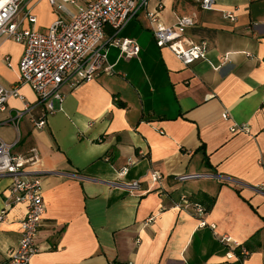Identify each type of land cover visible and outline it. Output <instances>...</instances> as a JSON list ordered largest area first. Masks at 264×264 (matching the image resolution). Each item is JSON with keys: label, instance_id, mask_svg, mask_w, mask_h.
Masks as SVG:
<instances>
[{"label": "crops", "instance_id": "0c3cea01", "mask_svg": "<svg viewBox=\"0 0 264 264\" xmlns=\"http://www.w3.org/2000/svg\"><path fill=\"white\" fill-rule=\"evenodd\" d=\"M29 9L37 22L26 19V28L45 31L58 16L49 0H24L20 17ZM231 9L236 20L224 15ZM182 15L196 16L187 35L208 42L206 60L184 65L159 47L140 12L120 32L139 42V56L119 58L110 46L113 72L64 85V103L55 100L45 127L34 125L45 108L29 83L19 86L24 98L0 110V136L20 137L14 151L33 157L29 176L41 178L46 210L30 264H264V0H216L211 10L164 0L162 23ZM24 52L0 36L1 84L19 81ZM17 110L25 111L19 127L7 122ZM236 123L251 132H232ZM153 171L162 179L153 181ZM10 182L0 178V212ZM183 196L214 199L205 226ZM25 212L14 204L0 220V262L19 243ZM237 245L248 251L241 262L229 257Z\"/></svg>", "mask_w": 264, "mask_h": 264}, {"label": "built area", "instance_id": "2783aa9c", "mask_svg": "<svg viewBox=\"0 0 264 264\" xmlns=\"http://www.w3.org/2000/svg\"><path fill=\"white\" fill-rule=\"evenodd\" d=\"M23 1L0 0V36L25 45L19 64V81L9 87L0 83V110L7 109L9 98H24L19 86L29 83L45 108L43 116L33 121L37 128L46 126L48 116L55 112V100L63 105L66 97L62 89L64 85L76 88L81 83L96 79L103 72H113V65L108 62L110 46L119 48V58L139 56V42L135 38L121 36L120 32L140 12L147 16L156 44L170 49L184 65L207 59L208 42L196 41L187 35V29L195 24L196 16L182 15L174 24L166 25L160 20L164 0H157L154 8L151 7L152 0H49L58 16L45 31L24 26L26 19L35 24L37 16L29 9L20 17ZM193 1L204 10H211L216 6V0ZM68 4L74 5L75 10H69ZM237 10H225L224 15L236 20ZM224 60H228L227 55ZM24 113V110H17L7 122L19 127ZM223 117L229 119V114L224 113ZM231 131L251 132L247 124L239 123L233 124ZM19 140L18 136L16 141L9 143L0 136V178H11L6 194V207L0 212V220L6 217L7 209L14 204H24L26 207L25 216L21 220V239L0 264L31 263L32 257L39 251L37 238L46 210L41 178L29 176L34 164L33 157H25L14 151ZM133 163L134 160L130 159L128 164ZM128 171L129 166L126 165L119 170V175L125 176ZM201 175L203 174H185L179 178L189 179ZM151 178L158 181L162 179V174L153 171ZM125 185L130 190H136L140 186L138 180ZM182 202L186 208H192L201 217V226L207 224L204 219L207 212L204 204L192 203L186 196H183ZM224 239L231 241L230 236H225ZM237 247L240 252L232 250L229 257L241 262L248 251L243 246Z\"/></svg>", "mask_w": 264, "mask_h": 264}, {"label": "trees", "instance_id": "16d2710c", "mask_svg": "<svg viewBox=\"0 0 264 264\" xmlns=\"http://www.w3.org/2000/svg\"><path fill=\"white\" fill-rule=\"evenodd\" d=\"M121 105H123V104H121ZM213 202H214V199L211 200L210 203H208L206 205L204 204V206H206L207 211L213 206ZM237 252H240V249L239 248L237 249Z\"/></svg>", "mask_w": 264, "mask_h": 264}]
</instances>
